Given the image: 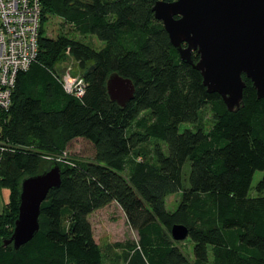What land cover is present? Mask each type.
<instances>
[{"label": "trees", "instance_id": "obj_1", "mask_svg": "<svg viewBox=\"0 0 264 264\" xmlns=\"http://www.w3.org/2000/svg\"><path fill=\"white\" fill-rule=\"evenodd\" d=\"M157 1L42 0L37 62L18 76L11 108L0 109V140L15 148L14 193L20 199L22 182L48 171L46 157L76 140L90 144L93 158L57 164L61 186L49 192L38 233L20 249L4 245L17 218L12 232L5 229L9 218H0V264H104L89 216L114 202L139 238L125 264H264V99L246 76L237 111L209 94L201 73L182 62L155 18ZM47 9L103 46L95 49L67 34L45 36ZM67 53L84 64L85 73L95 67L85 77L82 99L67 94L58 80ZM114 73L135 85L125 107L107 93ZM208 107L213 122L205 131L199 122ZM182 124L192 127L182 130ZM151 141L153 160L128 167ZM258 172L263 176L251 196ZM179 193L170 211L167 198ZM176 225L189 231L192 258L184 241L172 238Z\"/></svg>", "mask_w": 264, "mask_h": 264}, {"label": "water", "instance_id": "obj_2", "mask_svg": "<svg viewBox=\"0 0 264 264\" xmlns=\"http://www.w3.org/2000/svg\"><path fill=\"white\" fill-rule=\"evenodd\" d=\"M153 12L182 62L201 73L208 93L218 94L229 111L243 104L247 86L243 76L252 82L258 99H264V0H158ZM107 93L112 102L125 107L134 98L135 85L114 73L107 81ZM61 181V169L54 164L22 182L18 219L5 246L18 250L33 240L40 228L41 205ZM188 234L181 225L171 231L173 240L180 242Z\"/></svg>", "mask_w": 264, "mask_h": 264}, {"label": "rangeland", "instance_id": "obj_3", "mask_svg": "<svg viewBox=\"0 0 264 264\" xmlns=\"http://www.w3.org/2000/svg\"><path fill=\"white\" fill-rule=\"evenodd\" d=\"M43 32L45 36L50 38H57L60 34H67L71 37L79 39L84 43H87L95 49H100L103 44L96 38L87 36L82 37L76 34L72 27L67 25L61 18L53 15L48 9L45 11L44 28ZM84 64L77 58L67 55L64 62H62L57 68V74H63L65 71H70L73 75H82L85 73ZM213 117L210 108H206L201 112L199 126L205 131L209 130L212 126ZM187 127H192L188 124H182L181 128L184 130ZM194 128V127H193ZM196 129V128H195ZM155 142L151 141L146 144L140 150V156L130 158L128 167L131 163L146 159L147 161L153 160V150ZM14 147L5 141L0 140V218L6 221V232H12L13 228L10 227V223L15 218L18 219L17 208L20 207V199L17 197V193H14V180L18 178V173L15 170L11 153L14 151ZM93 158V150L89 143L86 141H75L65 150L63 153L54 157H46L49 162L48 169L53 166L54 163L60 165H75L79 163H85ZM190 164L187 163L184 167V172L189 173ZM263 174L258 172L254 178L251 196H255V186L258 184ZM187 186V181L185 183ZM21 192V191H20ZM19 199V200H18ZM181 200V193L176 195H170L167 198V208L173 211L177 208ZM93 233L96 242L101 248L103 254L104 264H125V256L136 246L139 241L138 234L134 231L127 222V218L122 208L117 203L97 210L90 217ZM117 244H121V247H116ZM184 251L192 258L193 256V244L190 240H185L182 243Z\"/></svg>", "mask_w": 264, "mask_h": 264}, {"label": "built area", "instance_id": "obj_4", "mask_svg": "<svg viewBox=\"0 0 264 264\" xmlns=\"http://www.w3.org/2000/svg\"><path fill=\"white\" fill-rule=\"evenodd\" d=\"M42 16V0H0L1 110L11 108L18 76L37 62ZM58 80L67 94L77 99L85 95L87 83L82 75L65 71Z\"/></svg>", "mask_w": 264, "mask_h": 264}, {"label": "crops", "instance_id": "obj_5", "mask_svg": "<svg viewBox=\"0 0 264 264\" xmlns=\"http://www.w3.org/2000/svg\"><path fill=\"white\" fill-rule=\"evenodd\" d=\"M91 37V36H90ZM94 38V37H93ZM76 141H84V140H82V139H79V140H76ZM100 211V210H99ZM92 215V214H91ZM91 215L89 216V220H90V217H91Z\"/></svg>", "mask_w": 264, "mask_h": 264}]
</instances>
